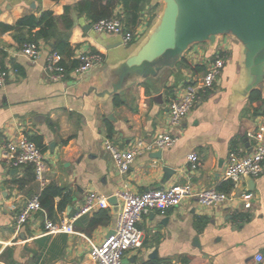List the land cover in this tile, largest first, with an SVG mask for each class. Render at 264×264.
I'll return each instance as SVG.
<instances>
[{"label": "crops", "instance_id": "1", "mask_svg": "<svg viewBox=\"0 0 264 264\" xmlns=\"http://www.w3.org/2000/svg\"><path fill=\"white\" fill-rule=\"evenodd\" d=\"M78 1L0 0V64L10 71L0 88V142L24 135L43 147L46 162L40 184L29 180L28 166L9 168L0 152V264H95L88 239L99 244L112 230L119 199L77 217L72 222L75 233H49L45 219L69 220L91 191L110 198L122 190L141 193L182 184L195 190L215 188L235 199L212 208L186 198L178 206L142 215L141 246L125 254L124 264H264V171L240 178L234 189L222 179L228 153L250 154L253 140L247 133L264 120V81L248 89L252 77L244 66L242 44L229 34L218 35L191 45L174 66L126 71V61L153 32L163 0L139 3L141 15L129 44L118 35L94 32L84 15L73 13L71 54L63 57L66 72L50 80L43 69L46 43H38L42 53L35 62L22 54V45L38 28L6 27L42 11L61 15L65 6ZM127 2L131 7L132 1ZM124 12L119 2L112 17ZM80 52H98L103 61L75 75L72 61ZM215 53L225 60L220 75L171 130L167 104L187 79L202 75ZM157 132H172L178 140L157 150L158 156L153 155L156 151L136 156L128 170L119 173L104 141L127 149L135 139H149ZM191 152L199 158L196 167L187 160ZM43 190L51 194L50 213L41 206L17 226L22 205ZM242 192L252 194L249 202L239 197Z\"/></svg>", "mask_w": 264, "mask_h": 264}, {"label": "built area", "instance_id": "2", "mask_svg": "<svg viewBox=\"0 0 264 264\" xmlns=\"http://www.w3.org/2000/svg\"><path fill=\"white\" fill-rule=\"evenodd\" d=\"M90 28L96 33L114 34L121 37L123 44L133 41V32L126 30L119 18H101L90 23ZM42 53V45L27 42L22 45V54L31 62L38 60ZM76 65L73 67L75 75H82L92 68L100 65L103 57L98 52H80L74 56ZM225 64L220 53H215L210 58L205 71L198 78L187 79L184 84L175 90L174 98L167 104L168 125L172 130L178 127L192 109L200 92L210 89L220 75ZM43 69L50 80L62 78L66 72L63 56L57 52H48L45 57ZM10 76L3 65L0 64V88H3ZM247 136L253 140L250 154L241 155L230 151L225 160L222 179L229 181L232 188L238 186L242 177H256L264 171V120L260 121L256 130L248 132ZM178 137L172 132H157L149 139L137 138L127 149H120L111 141H104V148L114 161L119 173H124L132 164L134 158L143 153L162 150L173 146ZM0 152L9 168H22L30 166L34 178L40 184L44 182L46 162L43 151L35 142L24 135L5 138L0 142ZM187 160L192 167L199 164L195 152L187 155ZM119 199V208L112 233L105 236L99 244L90 243L89 256L95 264H124L125 254L141 246L142 233L138 223L142 215L151 211H164L170 207L178 206L186 198H195L203 207L218 208L234 201L232 194L215 188L193 189L189 184L174 185L167 189H150L141 193H132L122 190L116 193ZM239 197L249 202L252 194L242 192ZM108 197L89 192L81 207L69 220L54 222L48 218L44 227L49 233H75L72 222L82 214L95 209L109 207ZM42 210L38 194L29 198L20 208L16 223L17 226L25 223L31 215ZM260 260V257L258 258Z\"/></svg>", "mask_w": 264, "mask_h": 264}, {"label": "water", "instance_id": "3", "mask_svg": "<svg viewBox=\"0 0 264 264\" xmlns=\"http://www.w3.org/2000/svg\"><path fill=\"white\" fill-rule=\"evenodd\" d=\"M163 9L145 44L126 61V71L174 66L193 44L229 34L243 46L248 89L264 81V0H163ZM90 27V25H88ZM53 40L46 43L50 51ZM53 144H50V148ZM159 155V151L153 153ZM168 172V169H166ZM251 179L252 177L246 176ZM117 203L115 196L108 199ZM112 230L107 234H111Z\"/></svg>", "mask_w": 264, "mask_h": 264}, {"label": "trees", "instance_id": "4", "mask_svg": "<svg viewBox=\"0 0 264 264\" xmlns=\"http://www.w3.org/2000/svg\"><path fill=\"white\" fill-rule=\"evenodd\" d=\"M127 1L128 0H81L73 5L65 6L64 12L61 15H55L51 11H42L38 17H23L19 19L14 26L9 25L6 29L13 30L28 27L31 30L38 28L35 32H30L27 42L45 44L49 40H53L54 45L49 52H57L64 57V55L71 54L68 36L74 23L73 13L84 15L89 23H92L101 18H111L116 4L122 2L125 12L119 19L123 22L125 29L132 32V30L136 28L141 15V6H139V3L144 0H131V7L128 6ZM75 65L76 61L74 60L72 61V67ZM115 102L118 105L121 103L118 97H115ZM35 144L43 150L40 144ZM28 167L29 180L36 181L32 168L30 166ZM56 193L57 192H54V194ZM37 194L41 206L45 207L47 212L50 213L51 204L48 202V199H50L48 196L51 197V194L45 193V190Z\"/></svg>", "mask_w": 264, "mask_h": 264}]
</instances>
